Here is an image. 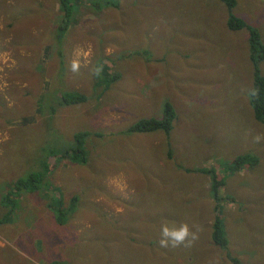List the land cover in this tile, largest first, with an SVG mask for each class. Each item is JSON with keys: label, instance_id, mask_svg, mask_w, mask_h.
Here are the masks:
<instances>
[{"label": "rangeland", "instance_id": "rangeland-1", "mask_svg": "<svg viewBox=\"0 0 264 264\" xmlns=\"http://www.w3.org/2000/svg\"><path fill=\"white\" fill-rule=\"evenodd\" d=\"M104 2H75L57 44L56 0L1 1L0 198L29 172L43 177L37 190L10 195L0 264H230L209 239L216 215L230 254L264 264V139L253 140L264 127L248 104L245 32L224 29L218 0ZM232 10L264 43V0H236ZM258 67L264 76V59ZM69 90L86 100L57 103ZM164 102L175 112L167 134L122 131L159 117ZM85 130L84 162L45 152L54 136L70 142ZM244 153L256 164L222 168ZM181 221L200 227L191 247L149 244L162 223Z\"/></svg>", "mask_w": 264, "mask_h": 264}, {"label": "trees", "instance_id": "trees-1", "mask_svg": "<svg viewBox=\"0 0 264 264\" xmlns=\"http://www.w3.org/2000/svg\"><path fill=\"white\" fill-rule=\"evenodd\" d=\"M2 0H0V5ZM78 0H56L57 9L59 11V20L57 18L56 24L54 25V40L57 44H59L62 40L63 35L66 32L68 24L71 21V16L73 13V9L75 2ZM223 4L225 9V17H224V29L229 31L230 33H235L240 30L245 32L244 45L247 46L248 52L247 56L251 63L250 74H251V87L250 89H255V95H250L247 92L248 104L250 106L252 116L264 127V76L260 73L258 63L264 59V43L261 41L259 28L256 25L251 24L248 21H245L242 17L233 13L232 8L236 4V0H218ZM104 3H107L106 0ZM91 5V4H90ZM201 26V24H200ZM10 27V24L7 25ZM213 30L216 34V31H220V35L225 32L221 28L216 29L213 26ZM216 30V31H215ZM217 35V34H216ZM59 50H57V54L59 55ZM107 74V73H106ZM111 75H105L104 80L112 79ZM86 100V96L79 91H61L58 93L57 103H62L64 105H75L79 103H83ZM175 117V112L172 106L168 102L163 103V109L161 111V115L159 117H138L131 124H128L123 128L122 131L127 133H144L151 132L154 130H162L165 134H167L171 130V122ZM119 132V131H118ZM90 134L88 131H77L72 134L71 141L68 142L65 139H62L60 135L53 137V144H51L50 149L47 151L52 153V151H58L62 156H66L69 153V158L75 161L84 162L85 160V139ZM94 135L98 136V134L94 133ZM72 143L71 149L68 148V144ZM70 150V152H69ZM66 153V154H65ZM51 155V154H50ZM257 159L254 155L244 153L237 154L232 161L228 164L223 165V169L225 171H237L245 164L252 165L256 164ZM188 171V169H186ZM210 188L213 195L217 196L218 194V185L215 180V175H211ZM43 174L41 171H32L29 172L23 178H17L12 182V186L10 190L2 195L0 198V203L4 206V212L0 216V224L5 223L8 219V216L11 214L13 209L12 201L10 198L11 194L18 195L20 190L25 191H33L39 188V183L42 180ZM185 197L184 200L189 199L192 195V191L189 189H184ZM74 199V198H73ZM10 202V205L7 203ZM73 203L68 205V208L72 206ZM61 211H57L55 216L53 215V219L56 223L60 224L62 221L60 219ZM155 219H160L156 217ZM210 229V241L213 247H217L222 249L224 258L230 262V264H240L237 257H234L230 254V251L227 249L228 242L226 237L222 234V229L219 227V222L217 219V215L214 216L211 222ZM158 239L153 238L152 241L149 242L151 246L158 245ZM162 248V247H161ZM165 252L171 253L172 247L163 248ZM167 256H170L166 254Z\"/></svg>", "mask_w": 264, "mask_h": 264}, {"label": "clouds", "instance_id": "clouds-1", "mask_svg": "<svg viewBox=\"0 0 264 264\" xmlns=\"http://www.w3.org/2000/svg\"><path fill=\"white\" fill-rule=\"evenodd\" d=\"M86 55V54H85ZM79 56V53H78ZM81 64L80 59H73L70 64V70L73 73H78L80 70ZM101 67L95 66L90 69L94 76H99L101 73ZM250 95H255V89L248 90ZM264 137L260 135H255L253 137L254 142L259 143ZM200 227L198 225H192L191 227L187 222H172L162 223L160 225L159 235L160 239L158 241L160 247L162 248H176L180 246L191 247L193 243L199 239Z\"/></svg>", "mask_w": 264, "mask_h": 264}, {"label": "crops", "instance_id": "crops-1", "mask_svg": "<svg viewBox=\"0 0 264 264\" xmlns=\"http://www.w3.org/2000/svg\"><path fill=\"white\" fill-rule=\"evenodd\" d=\"M236 5V4H235ZM235 7V6H234Z\"/></svg>", "mask_w": 264, "mask_h": 264}]
</instances>
